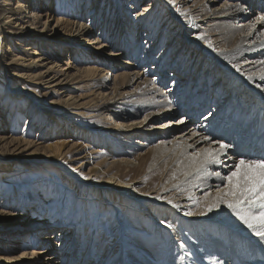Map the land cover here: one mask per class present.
Segmentation results:
<instances>
[{
  "label": "rangeland",
  "instance_id": "obj_1",
  "mask_svg": "<svg viewBox=\"0 0 264 264\" xmlns=\"http://www.w3.org/2000/svg\"><path fill=\"white\" fill-rule=\"evenodd\" d=\"M63 1L62 3V0H52L56 9L55 13H50V15L48 12L46 14L47 12L44 10V15L41 18V22L37 24L38 28L36 30L42 29L45 22L46 28L55 29L60 19L75 21V16H81V22L73 25V31L77 27H80V23H83L87 29H93V33L79 40L80 43L75 45L74 48L70 46L71 43L69 42L75 36L68 33V28H63L64 25L56 29L55 33L49 30L47 35H54L52 38L55 44L52 53L55 54V59H57V69H62L63 66H66L67 62L73 67L71 73L80 75L81 72L78 70L91 65L98 69H103L101 76L107 78L109 82H113L112 77L119 70L120 72L134 73L135 71L147 69L146 76L149 79H153L152 83L160 89L162 88V90L168 92L172 86L176 85L175 90L177 88L183 92L181 97L173 96L175 93L170 92V96H173V101H177L175 103L177 104V108L181 109L180 113L173 116L170 120L179 119L183 114L186 117H190V113L203 111L196 117V121H200L216 105H221V107L225 105L222 100L220 101V98L232 97L235 103L230 106L226 104L228 112L222 113V117H224L223 115H227L226 118L228 116L233 117L234 120L231 118V124H234V121H237L239 117L238 121L240 119L247 121L249 114L254 117H261V122L264 121V109H260L253 101H247L252 99L250 98V94L247 95L249 91L245 90L244 93L236 91L237 86L241 84L235 81V78L233 81L224 80V70L220 66L213 65L211 55H207L204 51H201L200 46L203 43H200V41L190 43L191 47L178 44L182 32L180 31L181 27L185 29L188 24L182 25L176 20L173 23H171V20L168 23L163 22L165 16L171 19L173 15L177 14V8L169 10L166 8V2L163 0H138L137 5L132 0ZM261 1L264 2V0ZM222 3L223 0H216L214 4L215 6H219ZM210 5L213 6L212 4ZM130 6L134 7L131 9ZM94 8L97 10L91 14ZM190 9L193 10V6ZM142 13L145 14L143 15ZM124 21H128L129 24L127 26L124 25L122 23ZM139 24H142L141 27L143 28L139 29ZM33 25L35 26V23ZM103 26L106 28L105 31L103 30ZM203 26L207 29L209 27V25L205 24ZM32 27L28 32L29 37H34L33 34L38 33L34 32V28ZM11 30L13 32L17 31L16 27L11 28ZM11 30L0 33L2 35L0 37L1 42L3 41L6 44L9 40L8 37H14V34L10 35ZM194 30L196 32H191V35L202 34L200 29L195 28ZM173 31L178 34L180 33V35L169 40L170 36L174 34ZM95 36L106 39V42H110L112 45L104 51H100V53H95V55L99 54L96 56L99 60L98 62L86 61L87 63H82L78 60L79 58H90L91 53L95 52L92 48L91 52L84 50V46ZM126 40L128 43L124 45ZM154 40L156 42L152 47L150 44ZM14 41L13 38L11 46L13 49H17L18 46ZM181 43L183 42L181 41ZM150 47L151 50L148 51L147 49H150ZM175 48L180 50L175 51ZM15 52H19V50L17 49ZM112 52H116L118 55L112 57ZM162 53L165 54L162 55ZM155 60H159V63L155 69H151L152 66H155ZM169 61L171 67L166 66ZM179 63L181 67L178 70H174ZM187 66L190 67L189 73ZM161 68L164 70L162 69V71ZM183 72L184 74H181ZM87 74L83 72V77L80 79L89 81L87 80L89 79ZM15 78L16 76L12 75L8 70L0 67V110L2 109L0 111V121H2V117H6L5 121H7L5 124L0 122V129L4 127L7 136L24 137L33 142L37 141L38 144L34 143L33 146L23 151V147L7 153L5 150H2L5 154L0 151L3 154H0V206L3 205L2 203H6L7 210H12V212L15 207H19L14 210V216L24 215L19 216V219L18 217L12 218V215H2L5 216V220H2V217H0V222L3 221L4 226L8 222H16V226L11 225L0 228V246L8 247L7 245L9 244L10 246L12 241H29L31 243L37 235L43 236L56 230L60 233L65 228L68 229L70 225L75 224L79 227L77 232L78 242H76L74 247L75 250H67L66 255L70 254V252L78 253L76 264H82L90 249V252L93 250V253H89V263L101 264L100 261L105 253L109 254H107V258H103V264L117 263L119 256L124 252L123 250L126 247H128L125 251V263L127 264H170L168 261L170 258H177L179 262L183 256V264L190 261L194 262L193 264H201L200 261H193L191 258L198 256L202 259V256L206 253L205 248H208V246L200 241H193L189 235L190 232L187 231V225L180 227L184 221V224L186 223L185 219H188L182 216L183 211L180 210L181 208L175 207L179 210L170 209L169 212L161 211L159 214L162 217L159 220H166L167 224L168 222L169 224L171 222L179 224L176 231L185 232L183 236L190 244L189 248L191 250L188 249V251L192 252L191 258L189 255L184 254L182 249L178 248L177 243H180L181 240L173 241L174 246L169 248L170 242L168 241L172 240H165V238L162 239L159 236L157 232L159 226L150 219L149 212L141 206L143 201L140 200L150 199L147 196L154 195L148 194L150 191L159 188V191L161 189V193H163L164 186H170L179 182L183 175L186 174L185 171L175 173L174 168L177 164L174 165L172 158H165L161 156L158 150L154 149L156 139L153 140V136L141 135H135L131 138L119 136L120 132L112 129V127L118 126L117 119L113 118L110 113L96 117V111L87 110L86 107L88 105H94L95 102L98 103L101 98L99 94L101 90L91 85L81 86V83L85 82H81L80 84L76 82V84H73L72 82L70 86L73 88L64 94L66 95L65 97L70 94L78 99L81 97L80 101L88 103L82 110L85 113H91L81 117L74 112L64 113V108L61 107V100L65 97H62L63 95L59 92L55 93L57 89L52 90L51 88H45V86L23 82L19 83V89L16 90L18 87ZM179 78L181 80L178 81ZM27 81L34 80L29 79ZM134 86H127V91H131ZM239 100H241L240 103ZM251 104L255 109H253ZM238 106L240 107L239 109L243 108L241 112L236 111ZM123 112L130 115L124 119L123 123H128V121L133 119L134 116L131 115H137V120L140 121L146 113L145 111L136 109L135 104H128ZM164 115V113L156 115L157 120H154L148 126L149 134L154 130L153 126H158V124L165 122L167 118H164ZM106 118L108 121H106ZM254 122L256 121L250 120L248 123L252 124ZM43 127L45 129H42ZM175 127L179 128V126ZM256 127H259V125H256ZM179 131L181 130L178 129L174 132ZM240 132L244 134V131L241 129ZM55 145L60 146L58 148L64 153L65 157L59 156L57 161L50 160L39 163L37 160L46 156L50 157L49 159L55 158L57 154L51 150L56 148ZM95 150H98V152H95ZM124 160H129V162H124ZM60 162H64L65 166L69 167L68 170L72 172L75 171L72 168H76L75 172L78 178L93 177L87 179L90 183V189L94 192V198L89 201V210L84 208L85 205L79 199L80 196L76 191L72 189V186H67V179L64 178L66 173L60 167V164H62ZM80 173H83V175ZM110 181L114 185L110 184ZM175 190L173 189V191ZM17 193L21 199L18 201L19 205H13L12 198L18 197ZM195 194L191 199V209H196L199 206V199H197L199 196L197 192ZM33 206L37 209L35 213L30 211V208ZM98 206L99 208H97ZM166 216L169 217L167 218ZM14 219L19 221H15ZM150 220L153 225V228H151L152 232L148 231L150 229L146 230L148 226L146 223ZM46 222L50 223V227L46 228L48 225L45 224ZM40 223L41 226H38V228L41 229L37 233L34 232L32 234L33 231H29L28 229L22 230L23 228L25 229L31 227V225L34 226ZM120 225H124V229ZM54 226L57 228L54 229ZM18 229L21 230L17 234L14 231ZM203 230L205 228L200 226V230L198 228L196 234L203 235L205 233ZM119 234L124 241V244L122 243L123 247L119 248L118 246V250L110 257V252H112V249L114 250V245L118 243L117 237ZM63 237V235H60L57 239L60 241ZM158 237L161 238L163 243H159L156 240ZM92 239H96V241ZM208 239L212 243L215 237ZM63 240L66 241V246H69L70 240ZM34 247L41 248L44 245H39V243L35 245L30 244L21 249L13 248L14 250L12 249V251L2 254L6 257L18 256L20 251L27 250L29 252L31 250L32 252V248ZM55 253L53 255L55 262L61 260V251H55ZM193 253L198 254L193 255ZM218 254L219 252H216L215 255L211 256L212 260L211 258L209 259L213 262L217 261L216 263L219 264L222 260L220 259V254ZM262 261L264 262V260ZM253 263H256V261ZM2 264L8 263L3 261Z\"/></svg>",
  "mask_w": 264,
  "mask_h": 264
},
{
  "label": "bare ground",
  "instance_id": "obj_2",
  "mask_svg": "<svg viewBox=\"0 0 264 264\" xmlns=\"http://www.w3.org/2000/svg\"><path fill=\"white\" fill-rule=\"evenodd\" d=\"M132 1H134L135 5H137L138 0ZM163 1L166 2V8L169 10L177 8L178 12L177 14L173 15L171 19H169L168 16H165L163 22L168 23L171 20V23H173L176 20L182 25L185 23L188 24L185 29L181 27L180 31L182 32L178 44H184L183 46L191 47L190 43H196L198 41L203 43L202 46H200L201 51H204V53L207 55H211L213 65L220 66L224 70V80L233 81L235 78V81H238L239 84H241L237 86L236 91L243 93L245 90H247V92L249 91L247 95L250 94V98L252 99L247 101H253L260 109H264V79H261V73H264V21L258 19L264 11V4L262 3L263 1L223 0V3L219 6H215L214 3L216 0ZM63 2L64 1L62 0V3ZM192 6L194 8L193 10L190 9ZM133 7L134 6H130L131 9ZM198 8L201 9L198 10ZM44 10H46V14H48V12L49 14L55 13L56 9L54 8L52 0H0V33H4L5 31H9L11 28L13 29V27H16L17 31L13 32V30H11L10 35L14 34V42L18 46L17 49L19 50V52H15L17 49L12 48L11 42H13V38L8 37L9 40L6 44L3 41L1 42L0 39V67L4 68V70H8L12 75L16 76L15 82L17 87L19 83L30 82L34 85L36 84L39 86H45V88H51L52 90L57 89L55 93L59 92L63 95L62 97H65L66 95L64 94L73 88L70 86L72 82L73 84L75 82L78 84L85 82L81 83V86L91 85L98 90H101L99 93L101 98L99 99L98 103L95 102L94 105L90 104L92 101L89 103L90 105H88V103L80 101L81 97L78 99L75 96H72V94L63 98L61 100V107L64 108V113L74 112L81 117L85 114H90V111H96V117L110 113L113 118L117 119L118 126L112 127V129L116 132L119 131V136L126 138H131L135 135L153 136V140L156 139L154 142V149L158 150L161 153V156H164L165 158L171 157L174 161V165L177 164L174 168L175 173H181L183 171L189 173L187 175H183L179 182L170 186H164L163 193H161V189L159 191L158 188L157 190H152L148 193L154 194L153 196H147L150 199L140 200L143 201L141 206L147 210V212H149L148 215H150V219L159 226V229H156L159 233V236L162 237V239L165 238V240H172L168 241L170 242V245H168L169 248L174 246L173 241L181 240L180 243H177L179 246L178 248L182 249L184 254L189 256L192 254V252L188 251V249L191 250L189 248L190 244L183 236L185 235V232L181 233V231H176V228L179 227V224H177V222H171L170 224L168 222L167 224L165 222L166 220H159L160 217H162L161 214H159L161 211L169 212L170 209L179 210L175 208V205L178 204L180 206L178 208H181L180 210L183 211L182 216L188 218L185 219L186 223L184 224V221L180 227L187 225V231L190 232L189 235L193 241H200L208 246V248H205L206 253L202 256V259L198 256H195V258H191L190 256L193 261H200L201 264H217V261H211V256L215 255L216 252H219L220 259L222 260L221 262L219 260V264H252L255 261L256 263L258 262V264H264L262 261L264 260V240H262L260 237H257L252 232V230L249 229L242 221H240L239 218L236 217L233 212L225 205L221 204L219 208H215L211 212L206 211L205 207L207 204L214 202L215 197L218 195L217 189L222 191L227 184L226 180H221L220 177L211 175V173L220 172L222 176H227L230 167H233V161L238 162L240 158H261L259 152L264 149V121L261 122V117L259 118L256 116V118L249 114V119L247 121L244 119H240L238 121L240 118L239 117L237 121H234V124L238 126L236 127L234 124H231V121L234 120L233 117L228 116V118H226L227 115H223L224 117H222V113L224 114V112H228V107L226 108V104L230 106L231 104L235 103V100L232 97H225L220 98V101L222 100L223 104L225 103V105L222 106L224 108H222L221 105H216V107H214L210 112L206 113L200 121H196V117L199 116L203 111L193 112L194 110L192 111L193 113H190V117H186L185 114H183L184 116L182 115L179 119L170 120L173 116L179 114L181 110L177 108V104H175L177 101H173L172 97H181L183 92L181 89L176 88L175 90L176 85L172 86L168 92L162 90V88L160 89L152 83L153 79H149L146 76L147 69L137 72L134 70V73L124 71L120 72L119 70L116 74L114 73L112 77L113 82H109L107 78H103L101 76L103 69L101 70L91 65L78 70L81 72L80 75H74L71 73V69L73 67L67 62L66 66H63L62 69H57V59H55V54L52 53V49L54 48L55 44L54 39L52 38L54 35H47V32L52 30L54 31L53 33H55L56 29L60 28L61 25H64L63 28H68V33L74 34L75 36L73 39H71V42H69L71 43L70 46L74 47L80 43L79 40L84 39L86 36L92 34L93 29H87L83 23H80V27H77L76 30L73 31V25H75V23L81 22L82 19L81 16H75V21H64V19H60L56 24L55 29H50V27L46 28L45 22L42 29L36 30V28H38L37 24L41 22V18L44 15ZM96 10L97 9L94 8L91 14ZM182 13H184V15H182ZM76 19H78L77 22ZM91 20L93 19L91 18ZM34 23L35 26L33 25ZM122 23L126 26L129 24L128 21H124ZM204 24L209 25L208 29L203 26ZM139 25V29L143 28L141 27L142 24ZM31 27L34 28V32H38L33 34L34 37H29L28 34ZM195 28L200 29L204 35H191V32H196V30H194ZM103 30H106L104 26ZM179 35L180 33L178 34L177 32H174V34L170 36L171 38L169 40L174 39L173 37ZM201 36H203V39H201ZM0 37H2V35H0ZM181 41L183 43H181ZM27 42L28 44H26ZM155 42L156 41L154 40V42H152L150 45L153 47ZM125 43L124 45H127L128 41L126 40ZM111 45L112 43L106 42V39L95 36L91 38L84 46V50H86V52H91V48L94 49L95 52L91 53L92 55H90V58H79L78 60L82 63H87L86 61H91L93 63L96 61L98 62L99 60L96 56L99 54L95 55V53H100V51H104L106 48L111 47ZM147 50H151V47ZM174 50L178 51L180 49L175 48ZM111 54L112 57L118 55L116 52H112ZM163 54L165 53H162V55ZM158 63L159 60H155V66H152L151 69H155ZM169 63L170 61L168 64H166V66L171 67V64ZM180 67L181 65L179 63V65H177L174 70H178ZM162 69L163 68H161V70ZM189 71L190 67H188V73ZM83 72L86 74L88 73L87 75L89 76V79L87 80L89 81H83L84 79H80L83 77ZM184 72L181 74H184ZM249 76H251L252 79H249ZM29 79H33L34 81H27ZM179 80H181V78H179L178 81ZM130 85L135 86L131 91H127V86ZM17 89H19V87L16 88V90ZM170 92H173V94L175 93V95L171 93L173 96H170ZM256 96H258V98H256ZM240 102L241 100H239V103ZM128 104H135L136 109L145 111L146 113L144 118L138 121L137 115H131L134 116L133 119L128 121V123H123L124 119L130 116L129 113L127 114L123 112ZM87 105L88 107L86 108L87 110H90L88 111L90 113H85L82 110L84 106ZM239 106L243 107L242 105ZM239 106L236 111L241 112L243 108L239 109ZM252 107L255 109L254 106ZM163 113L165 114L163 117L167 119L165 122L158 124V126H153L152 128L154 130L149 134L148 126L154 120H157L156 115ZM5 118L2 117V121L0 122L5 124L7 122L5 121ZM250 120H255L256 122L252 124L248 123ZM106 121H108L107 118ZM255 124L259 125V127H256ZM175 126H179V128H176ZM42 129L45 128L43 127ZM178 129L181 131L175 133L174 131ZM240 129L244 131V134L240 132ZM4 130V127L0 129L1 152L2 150H5L7 153L11 152V150H18L21 147H23V151L33 146L34 143L38 144L37 141L33 142L25 139L24 137L18 138L12 135L7 136V133ZM203 137H209L210 139L205 140ZM215 141H223L224 143L232 145V147L228 149L227 153L221 156L222 163L219 165H210L208 172H194L193 169L196 167V164L193 163V157L200 156L202 158V152L204 149L219 148V144L215 143ZM55 146L56 148L51 149L55 154H57L54 159H49L50 157L46 156L38 159L37 161L39 163L50 160L57 161L59 156L62 158L65 157L63 155L64 153L60 150V148H58L60 146ZM95 152H98V150H95ZM64 162H60L62 163L60 164V167L66 173L64 178L67 179V186H72V189L76 191V193L80 196L79 199H81L83 205H85L84 208L89 210V201L94 198V192L92 189H90V183L86 178L83 179L76 176V168L71 167L72 170H75L74 172L68 170L69 167L65 166ZM124 162H129V160H124ZM112 181H110V184H112ZM112 185H114V183ZM173 189L176 190L173 191ZM195 192H197L199 196V198H197L199 199V206L196 209H191V199L196 195ZM18 195L19 194L17 193V196ZM12 199L13 205H16L21 198L18 196ZM169 201H172V203H169ZM2 204L3 205L0 206V217H2V220H5V216L2 215H12V218L18 217V219L20 218L19 216H24H14V210L18 209L19 207L14 206L15 209L12 212V210H7L6 203ZM97 208H99V206ZM36 210L37 209L35 206L30 208L32 213H35ZM185 212L186 215L188 214L187 216L185 215ZM14 220L19 221L17 219ZM151 220L146 223L148 225L146 230L150 229L148 230L149 232H152L151 228H153ZM2 222H0V228L4 226V222ZM15 223L16 222H8L4 227L11 225L16 226ZM45 224H48L46 228L50 227V223L46 222ZM168 225H172V227H168ZM38 226H41V223L34 226L31 225V227H27L25 229L23 228L22 230L28 229L29 231H33V234L34 232L37 233L40 231L41 228H38ZM200 226L205 228V230H203L205 233H203V235L200 234L201 236L196 234V232H198V228L200 230ZM120 227L124 229V225H120ZM55 228L57 227L54 226V229ZM20 230L21 229H18L14 232L18 234ZM78 230V225L76 226L73 224L70 225L68 229L65 228L60 233H58L56 230L54 232L52 231L50 233H46L43 236L34 235L36 238H34L31 243H29V241H12L10 246L9 244L7 245L8 247L0 246V264H2L3 261H6L8 264H76L78 260V253L70 252L68 255H66V253L67 250H75L74 247L76 242H78ZM60 235L64 236L63 239L70 240V243L68 244L69 246H66V241L63 239L60 241L57 239ZM186 236L188 235L186 234ZM211 237H215V239L212 240V243L209 242L208 239ZM92 240L96 241V239ZM156 240L159 243H163L159 237L158 239L156 238ZM117 241L118 243H116L117 245H114V250L112 249V252H110V257H112L115 251L118 250V246L119 248L123 247L124 241L120 234L117 237ZM36 243H39V245L42 244L44 247H34L32 248V252L31 250L29 252H27V250H22L19 252L18 256L13 257H6L2 254L4 252L12 251L13 248L21 249L25 246H29L30 244L35 245ZM127 248L128 247H126V249ZM200 248L203 249L202 247ZM126 249L124 248V252L119 256L118 262L114 264H127L125 263ZM59 250L61 251V260H57L55 262L53 255L56 254L55 251ZM90 250L88 254H86L87 257L84 259V261H82V264H94L89 263V253H93V250L91 252ZM107 254L109 253H105L103 258H107ZM194 254L196 253H193V255ZM183 257L179 262L177 261V258H170L168 261L170 264H183ZM103 258L101 260L99 256L101 264L104 262ZM209 258H211V260ZM190 262H184V264L194 263Z\"/></svg>",
  "mask_w": 264,
  "mask_h": 264
},
{
  "label": "snow or ice",
  "instance_id": "obj_3",
  "mask_svg": "<svg viewBox=\"0 0 264 264\" xmlns=\"http://www.w3.org/2000/svg\"><path fill=\"white\" fill-rule=\"evenodd\" d=\"M258 19L264 21V14ZM201 39H203V36H201ZM249 79H252V77L249 76ZM261 79H264V73H261ZM203 139L208 140L210 138L203 137ZM215 143L219 144V148L204 149L202 158L200 156L193 157V163L196 164L193 169L194 172H208L210 165L221 164V156L232 147L231 144L223 141H215ZM80 174L83 175V173ZM211 175L226 180L227 184L224 190L217 189L218 195L215 197L214 202L205 206L206 211L211 212L223 204L257 237L264 240V158H240L238 162L233 161V167H230L227 176H222L220 172H213ZM85 178L91 179L93 177ZM169 203H172V201H169ZM175 207L180 206L177 204ZM168 227H172V225H168Z\"/></svg>",
  "mask_w": 264,
  "mask_h": 264
}]
</instances>
